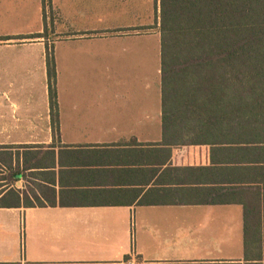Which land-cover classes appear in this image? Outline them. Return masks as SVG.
Wrapping results in <instances>:
<instances>
[{
  "label": "crops",
  "instance_id": "0c3cea01",
  "mask_svg": "<svg viewBox=\"0 0 264 264\" xmlns=\"http://www.w3.org/2000/svg\"><path fill=\"white\" fill-rule=\"evenodd\" d=\"M158 13V0H0V170H18L0 195V264H244L240 204L140 202L171 172L155 169L169 161Z\"/></svg>",
  "mask_w": 264,
  "mask_h": 264
},
{
  "label": "trees",
  "instance_id": "16d2710c",
  "mask_svg": "<svg viewBox=\"0 0 264 264\" xmlns=\"http://www.w3.org/2000/svg\"><path fill=\"white\" fill-rule=\"evenodd\" d=\"M158 1L167 149L156 158L169 161L155 169L171 172L140 202L240 204L244 264H264V0ZM47 65L55 120L51 55ZM6 166L0 195L18 173Z\"/></svg>",
  "mask_w": 264,
  "mask_h": 264
},
{
  "label": "rangeland",
  "instance_id": "374dc122",
  "mask_svg": "<svg viewBox=\"0 0 264 264\" xmlns=\"http://www.w3.org/2000/svg\"><path fill=\"white\" fill-rule=\"evenodd\" d=\"M159 21V20H156V22ZM158 32V31H157ZM1 171V170H0ZM0 176H2L1 172H0Z\"/></svg>",
  "mask_w": 264,
  "mask_h": 264
}]
</instances>
